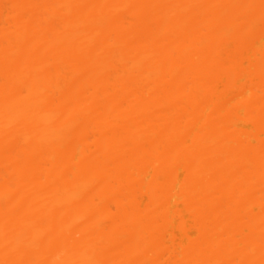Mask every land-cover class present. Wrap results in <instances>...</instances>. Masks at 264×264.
Returning <instances> with one entry per match:
<instances>
[{"label":"bare ground","instance_id":"bare-ground-1","mask_svg":"<svg viewBox=\"0 0 264 264\" xmlns=\"http://www.w3.org/2000/svg\"><path fill=\"white\" fill-rule=\"evenodd\" d=\"M0 264H264V0H0Z\"/></svg>","mask_w":264,"mask_h":264},{"label":"rangeland","instance_id":"rangeland-1","mask_svg":"<svg viewBox=\"0 0 264 264\" xmlns=\"http://www.w3.org/2000/svg\"><path fill=\"white\" fill-rule=\"evenodd\" d=\"M247 126H245V128H246ZM249 128V127H248ZM248 128H246V129H248Z\"/></svg>","mask_w":264,"mask_h":264}]
</instances>
